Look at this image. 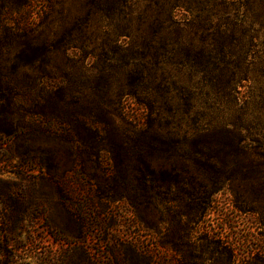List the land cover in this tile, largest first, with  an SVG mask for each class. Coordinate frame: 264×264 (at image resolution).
<instances>
[{
	"label": "rangeland",
	"instance_id": "1",
	"mask_svg": "<svg viewBox=\"0 0 264 264\" xmlns=\"http://www.w3.org/2000/svg\"><path fill=\"white\" fill-rule=\"evenodd\" d=\"M4 1L0 0V37L5 31L1 17L16 15L26 0H10V8L4 6ZM136 1L145 5L147 0ZM111 2L77 1L76 9L83 18L91 14L77 48L61 42L58 15L51 18V23L35 27L34 35L53 46L59 44L60 50L40 75L28 68L18 73L19 88L29 92H12L14 103L20 102L22 94L30 98L49 94L43 91L52 87V78L60 80L65 70L90 77L100 73L103 65L98 66L88 56L79 60L76 55L81 45H86L88 52L95 50L97 56L103 54V49L106 54L113 53L111 40L115 35L102 25ZM179 2L178 18L196 24L176 32L146 35L144 92L159 110H208L215 103L209 101V93L225 92L223 81L212 84L203 72L206 54L220 41L213 33L237 30L242 40L243 68L249 75L239 87L240 97L249 103L247 122L253 123L260 144L254 157L260 168L250 170L249 160H245L242 169L215 172L191 160H177L180 169L188 170L176 183L174 204L179 218L178 226L171 228L173 215L166 218L162 205L156 207L144 197L134 196L132 183L137 181L132 163L124 162L118 172L113 161H101V165L97 151L88 146L91 138L74 144L46 136L18 142L0 134V264H230L223 249L229 244L235 249V264H262L257 258L264 253V0ZM29 21L35 22L34 17ZM8 22L13 25V21ZM127 39L121 36L118 40L123 49ZM179 47L184 53L178 52ZM15 54L14 45L0 43V81L3 72L11 74L14 69ZM109 64V60L104 63ZM1 90L0 83V100ZM118 93L110 92L105 102H101V92H64L53 99L61 110L108 108L116 112ZM180 93L190 103L180 101ZM224 109L227 106L223 101L217 111ZM46 112L52 114L53 107L46 108ZM15 118L23 128L34 121L25 109H20ZM120 127L123 129V125ZM86 148L90 150L86 152ZM99 186L106 192L117 189L120 193L93 198ZM122 193L124 199H120ZM137 210L144 216L141 221L135 218ZM207 231L210 236L205 235Z\"/></svg>",
	"mask_w": 264,
	"mask_h": 264
},
{
	"label": "trees",
	"instance_id": "2",
	"mask_svg": "<svg viewBox=\"0 0 264 264\" xmlns=\"http://www.w3.org/2000/svg\"><path fill=\"white\" fill-rule=\"evenodd\" d=\"M77 1L26 0L17 8L16 15L1 17L5 31L0 43L14 45L16 54L14 69L11 74L3 72L0 81V134L18 142L46 136L53 141L74 144L80 139L91 138L88 146L93 152L97 151L100 164L101 161H113L116 164L113 163V167L118 172L124 162L132 163L137 181L136 184L132 183L134 196L144 197V201L156 207L162 205L167 212L166 218L169 214L173 215L171 228L178 226L176 219L179 218L174 204L176 183L182 172L188 170L180 169L177 160H191L196 166L215 172L242 169L245 160H249L250 170L260 168L254 159L260 144L253 132V123L247 122L250 118L246 112L249 103L246 100L242 102L240 97L239 87L243 81L249 80V75L243 68L242 40L237 30L224 29L213 33L218 35L220 41L206 54L208 58L203 72L210 77L212 84L223 81L225 92L209 93V101L215 103L208 110H182L180 107L159 110L144 92L142 64L146 35L150 32L160 34L164 30L176 32L196 24L193 20L178 18L176 11L179 0H147L145 5L136 0H113L102 24L106 32L113 31L115 35L111 40L113 53L106 54L103 49L101 53L107 56H97L95 50L88 52L87 46L81 45L76 55L79 60L88 56L96 60L97 65H103L100 70L98 68L100 73L90 77L65 70L60 80L52 78V87L43 91L49 92L46 93L48 95L30 98L22 94L20 102H15L16 106L12 92H29L19 88L21 82L17 79L18 73L27 68L34 74L44 72L52 55L60 50L59 44L53 46L34 35L36 26L45 25L48 21L51 23V18L58 15L61 42L77 48V41L91 17V14L86 18L80 15L76 9ZM4 6L10 8V0L4 1ZM93 8L94 5L89 10ZM73 9L76 10L72 12ZM32 17L35 22L29 21ZM8 20L13 21V25ZM30 24L34 28H30ZM121 36L128 38L124 49L118 43ZM178 52L184 53V49ZM108 60L110 64L104 65ZM116 76L119 77L117 81ZM64 92H101V102H105L110 92H119V109L116 112L108 108L72 110L66 107L61 110L53 96ZM177 98L190 103L183 93ZM223 101L227 109L219 112L217 110ZM50 106L54 109L52 114L46 112ZM20 109L34 116L33 123L27 128L20 127L19 119L15 118ZM29 146L39 149L34 145ZM89 148L85 151L88 152ZM111 193L120 192L117 189L106 192L105 188L99 186L92 197L108 198ZM124 198V194H120V199ZM88 202H92L91 197ZM137 211L135 218L143 220V214ZM205 235L210 236V232L207 231ZM223 249L229 256L230 264H235V249L230 244ZM257 259L264 264V253H260ZM244 264L253 263L246 261Z\"/></svg>",
	"mask_w": 264,
	"mask_h": 264
}]
</instances>
